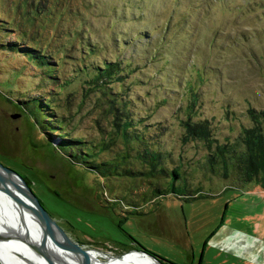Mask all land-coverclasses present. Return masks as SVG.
<instances>
[{"label": "rangeland", "instance_id": "1", "mask_svg": "<svg viewBox=\"0 0 264 264\" xmlns=\"http://www.w3.org/2000/svg\"><path fill=\"white\" fill-rule=\"evenodd\" d=\"M12 41L47 55L56 77L40 80L31 52ZM105 61H122L121 80L96 84ZM190 104L210 123L213 150L252 126L248 109L264 110V0H0V163L83 248L258 264L237 244L264 237V178L244 179L233 164L213 172L207 141H184ZM125 110L132 131L149 127L144 144L122 140L114 119ZM59 134L93 146L97 167ZM139 152L153 170L143 174ZM124 154L128 166L100 163Z\"/></svg>", "mask_w": 264, "mask_h": 264}, {"label": "trees", "instance_id": "2", "mask_svg": "<svg viewBox=\"0 0 264 264\" xmlns=\"http://www.w3.org/2000/svg\"><path fill=\"white\" fill-rule=\"evenodd\" d=\"M12 42L13 43H9V45H18V48L20 50L31 52L29 53L28 58L32 61V63L36 68L38 67L40 70H42L40 73H38L39 75L38 77L40 78V80H46L42 72H47V71L52 72L49 74L50 76L56 77L58 67L54 66V64H51V61L47 59V55H44V53L39 54L34 49H31L28 46H24L23 44H21L20 46L18 43L14 41ZM122 71H123L122 61H113V62L105 61L101 66H98L97 71H95L94 73L93 79L96 81V84H99V81L111 82L112 80H121L123 78ZM46 98H47L46 95L35 97V102L37 103V107H39L38 109L40 111L45 112V114L40 113V117L41 119L44 120V123H46V121L50 122V120H53L52 119L53 114L51 113V111L49 112L50 104ZM186 107H187V109H185L186 117L181 121V125L184 128V141L187 142L193 139L207 141L208 148L212 150L211 154L206 155L209 156L210 161L214 164V166L211 167L212 171L214 167L218 168L219 167L218 165H220V168L221 167L224 168V172H225L224 174H226L227 173L226 168L228 169V165L233 164L234 166H236L238 170L241 171L242 173L241 177H243L244 179L251 180L255 178L261 180L264 178V110L255 111L253 108L248 109V115H250L253 119L252 126L243 128V131L241 132L239 138H237L236 143L233 144L223 143L221 145H218L213 150V148L211 147L212 143L210 142L212 136L210 123L206 119L192 118L191 111L193 110L194 107L193 104H190ZM112 108L117 111L123 110V108L119 110L114 106H112ZM126 112L127 110L124 111V115L119 114V116H117L116 119H114V125L116 126L117 130H119L122 140L124 141V143H126L131 139H135L137 142L144 144L145 141L152 136L150 135L149 127L148 126L143 127L144 130L140 132L132 131V129L137 130V127H135L133 119L129 116V112L128 113ZM57 130H59V127L57 128ZM52 132L53 130L51 129L48 131V133L52 137H54L55 134L52 135ZM60 136H62L61 138L63 141L70 142V143H64L62 141L60 144L63 145L66 144L72 146L76 145V149L82 150L83 156H89L91 158L89 161L85 163L86 166H89V168L97 167L98 164L94 162L95 158L97 157V154L91 152V149H94L93 146L89 147L82 145L81 147L79 146L77 147V144H72V142L77 141L80 143L81 142L80 140L79 141L74 140L72 138L64 137V135L59 134L58 137ZM85 148H89V153H91L90 155L84 154ZM120 156H122L121 157L122 161H119ZM120 156L116 157L115 159H107L106 161H100V163L113 166L114 169H118L123 165L126 166L130 165L129 162H126L125 160L128 154H124ZM141 158L147 161L150 168L145 172L141 170L143 174H145L147 171L153 170L154 168L153 164L155 165V162L153 163L149 161L145 153L139 152L136 155V159L140 160ZM217 158H220V161L216 160ZM123 170L127 171L126 168H124ZM173 172L175 176L178 177L176 173V169H173ZM22 178L29 186L28 181H26L24 177ZM132 241L136 242L134 239H132ZM158 258L161 260L160 257Z\"/></svg>", "mask_w": 264, "mask_h": 264}, {"label": "bare ground", "instance_id": "3", "mask_svg": "<svg viewBox=\"0 0 264 264\" xmlns=\"http://www.w3.org/2000/svg\"><path fill=\"white\" fill-rule=\"evenodd\" d=\"M11 198L0 190V261L4 264H158L141 252L130 250L121 256H110L88 249L96 263H88L69 250L58 235L52 234L46 222L32 209L31 199L22 181L13 174L2 176ZM21 239V240H20ZM37 242L35 252L22 244Z\"/></svg>", "mask_w": 264, "mask_h": 264}, {"label": "water", "instance_id": "4", "mask_svg": "<svg viewBox=\"0 0 264 264\" xmlns=\"http://www.w3.org/2000/svg\"><path fill=\"white\" fill-rule=\"evenodd\" d=\"M12 118H16L18 117L17 114L11 115ZM13 174L16 177H18L22 183H23V190L26 194V196H28L31 199V209L40 216L41 219L44 220V222H46L48 228L50 229V231L52 232V234L54 235H58V237H60V239L64 242V244L69 248L70 251H72L73 253H75L76 255H78L80 258L81 256H86V259H84L86 262L88 263H96V260L92 258L91 254L89 253V250L87 248H83L81 245H79L77 242H75L73 239H71L61 228L58 227L57 223L50 217V215L48 214V212L45 210V208L41 205V203L39 202V200L37 199V197L35 196V194L32 192L31 188L26 184V182L23 180V178L13 169L4 166L3 164L0 163V190L6 195V197L8 198V196L11 198L12 196L10 195L7 186L5 185L2 176L4 174ZM25 245V247H27L28 249H32L34 252L36 250H38V248H40V245H38V243L36 242H32L31 244L28 243L27 241H25L24 243H22ZM136 252H141L143 254H145L146 256H149L151 258H153L154 260L157 261L158 264H162L161 260L150 254L147 253L145 250L143 251V249L141 251L139 250H135ZM49 264H54L52 261L48 262Z\"/></svg>", "mask_w": 264, "mask_h": 264}, {"label": "crops", "instance_id": "5", "mask_svg": "<svg viewBox=\"0 0 264 264\" xmlns=\"http://www.w3.org/2000/svg\"><path fill=\"white\" fill-rule=\"evenodd\" d=\"M263 196V204H264V191H261ZM262 218V217H261ZM263 221V218L261 219L260 223ZM259 225V224H258ZM260 226V225H259ZM257 226V227H259ZM231 237V236H229ZM240 243L237 244L238 250H244L248 253L254 255V261L258 264H264V237H254L253 240H248L245 238H240Z\"/></svg>", "mask_w": 264, "mask_h": 264}]
</instances>
